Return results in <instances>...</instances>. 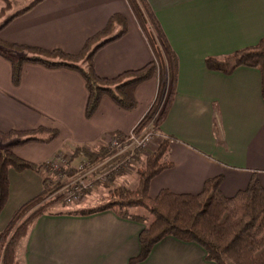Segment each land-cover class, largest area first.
Here are the masks:
<instances>
[{
  "label": "crops",
  "instance_id": "obj_1",
  "mask_svg": "<svg viewBox=\"0 0 264 264\" xmlns=\"http://www.w3.org/2000/svg\"><path fill=\"white\" fill-rule=\"evenodd\" d=\"M146 2L177 59L175 93L159 125V135L170 138L167 156L172 167L150 181L148 195L154 198L161 189L195 194L205 180L216 176L222 177L219 188L226 197L244 189L253 175L264 187L260 72L239 66L225 74L205 64L208 57L253 47L264 37V0ZM3 7L0 0V11ZM116 13L126 19V32L93 57L96 73L114 78L152 60L126 0H39L3 26L0 39L76 54ZM156 91L153 77L136 87L134 109L122 110L104 96L96 112L86 118L88 95L78 72L24 62L14 85L11 65L0 55V131L58 130L48 143L29 142L13 149L18 158L40 165L60 153L73 154L77 147L100 148L114 133H129L148 111ZM43 182V170H8L0 232L22 204L43 191ZM132 212L143 220L120 216L112 209L87 215L41 214L16 247L17 264H129L140 250L139 233L150 221ZM135 264L215 263L205 259L199 245L166 236Z\"/></svg>",
  "mask_w": 264,
  "mask_h": 264
},
{
  "label": "trees",
  "instance_id": "obj_2",
  "mask_svg": "<svg viewBox=\"0 0 264 264\" xmlns=\"http://www.w3.org/2000/svg\"><path fill=\"white\" fill-rule=\"evenodd\" d=\"M37 1L39 0H34L28 7L11 14L1 22L0 29ZM126 2L152 52V60L144 67L125 71L114 78L101 77L96 73L93 64L95 53L126 32V19L116 13L110 16L102 30L85 41L76 54L66 53L60 49L46 50L9 43L0 39V55L11 65L12 83L14 85L19 83L21 66L24 62L40 63L48 68L63 67L74 70L84 80L88 95L84 115L90 118L104 96L122 110L134 109L137 104L134 96L136 87L156 77L155 99L130 132H140L153 117L152 125L159 133V125L175 93L177 59L146 0H126ZM3 10L0 11V15L4 13ZM205 64L208 69L225 74L231 73L239 66L258 69L264 100V37L253 47L220 58L208 57ZM58 134L56 129L43 127L25 131H0V139L7 142L0 149V212L8 196V170L41 171L45 166V163L35 165L18 158L13 153V149L29 142L48 143ZM124 136L125 134L122 133L113 134V137L118 139H123ZM160 137L155 147L142 151L134 157L133 161L138 163L137 184L134 189L114 187L109 190V199L102 205L60 213L87 215L112 209L120 216L142 221L141 217L130 214L129 209L132 207L146 209L151 220L140 231V250L129 260V264L143 261L151 248L166 236L199 245L205 251V259L215 264H264V187L258 177L253 175L248 185L231 197H226L220 192L222 177L216 176L205 180L198 193H174L161 189L154 198H151L148 195L150 181L163 170L172 167L167 156L170 138ZM111 154L113 150L108 145H104L93 152L77 147L72 155L73 158L83 156L95 162ZM122 173L123 171L113 172L110 175V182ZM43 183V191L22 204L0 232V264H17L18 243L27 235L33 221L39 215L46 213L47 204H39L46 198L48 190L49 192L52 190V180L50 177H45Z\"/></svg>",
  "mask_w": 264,
  "mask_h": 264
},
{
  "label": "rangeland",
  "instance_id": "obj_3",
  "mask_svg": "<svg viewBox=\"0 0 264 264\" xmlns=\"http://www.w3.org/2000/svg\"><path fill=\"white\" fill-rule=\"evenodd\" d=\"M30 1L31 0H2L4 7L1 10L4 9L3 10L4 13L0 15L1 16L0 21L3 22L11 14H15L18 11L24 9L25 8L24 6L28 4ZM160 138L161 137L159 136L158 139ZM110 139L105 145L109 146L108 143ZM6 143L7 142H4V140L0 139V149L4 147ZM100 147H103V146H100ZM82 148L83 150L84 148H86L85 150L89 152H93L98 149V147L97 148L82 147ZM58 156H60L58 160L60 161L58 162L60 166L58 165V167H54L48 162H46L45 166L41 169L43 170L44 178L50 177L52 180V190H50V192L48 190L47 192L48 194L46 198L39 204V205L47 204L46 213H60V212L75 211L78 209H87V208L99 206V205L104 204L109 199V190H111L112 188L123 187L125 189L132 190L135 188L137 184L136 168L138 167V163L133 162V165L128 167L125 171H123L122 176H117L113 182L109 181L107 183L97 184L96 187L99 186V188L95 190L96 188L95 187L93 189L95 191L92 192V194L90 195V197H88V199H86L87 194L93 190H91L86 195H83L80 198H77L75 200L70 199L68 196L69 195L68 193L62 195L60 194V192H58L59 187L67 182L68 178L73 173L75 167H77L81 162L85 163L89 160L83 156L73 158L72 154L69 155L66 153H60L58 154ZM132 211H137L138 213H142L143 214L142 216H145L148 219V221L151 220L150 214L143 207H132L129 209V213L133 214Z\"/></svg>",
  "mask_w": 264,
  "mask_h": 264
},
{
  "label": "built area",
  "instance_id": "obj_4",
  "mask_svg": "<svg viewBox=\"0 0 264 264\" xmlns=\"http://www.w3.org/2000/svg\"><path fill=\"white\" fill-rule=\"evenodd\" d=\"M152 119L153 117L138 133L129 132L123 139L112 137L108 144L113 154L95 162H81L67 182L59 187L58 192L62 195L68 193L69 198L75 200L93 190L97 184L109 182L113 172L125 171L132 166L138 153L155 147L160 140L158 131L152 125ZM59 157L56 155L47 162L58 167Z\"/></svg>",
  "mask_w": 264,
  "mask_h": 264
}]
</instances>
